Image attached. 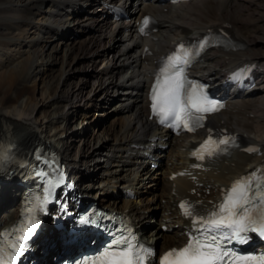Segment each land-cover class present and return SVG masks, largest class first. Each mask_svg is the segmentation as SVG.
Masks as SVG:
<instances>
[{
    "label": "bare ground",
    "instance_id": "bare-ground-1",
    "mask_svg": "<svg viewBox=\"0 0 264 264\" xmlns=\"http://www.w3.org/2000/svg\"><path fill=\"white\" fill-rule=\"evenodd\" d=\"M124 1L127 0H92L93 9L83 12L77 3V0H0V55H8L9 47L15 44L16 46L20 45V43H18V45L17 43H14L13 40H20L16 37H21L25 34V30L31 25L32 19L37 16H41L42 14H48L46 11L43 13L41 9L42 6L50 5L54 9L57 8V12L64 9L68 12L64 18L60 17L58 13L55 15L48 14L53 18L60 17L61 21L57 24V28H54L52 26L53 24H47L41 27L39 30L44 34L43 38L45 37V39L48 40L49 35L54 33L56 35H60L62 40H66V42L63 43L62 48L64 61L66 57L72 54H76L79 59L84 58L86 55H91L94 59L92 64H82L81 68L75 67V70L71 72L77 73L71 76L73 80H75L76 76H79L78 74L84 72L87 76L86 78L89 77L90 79L89 85L85 84L81 79L76 82H71V78H67L68 81L66 82L62 81V84L67 86L68 89L66 92L55 95V97L52 98L53 105L58 106V111L50 116L45 115V118L47 119L46 125L44 124V127L46 128L45 134L38 126L39 117H36L35 115L40 103L29 95L30 89L27 87V82L32 75V70L33 73L37 70L36 66L38 62L37 59L34 60V58H39L38 55L42 53L44 48L47 46H41L40 40H38L32 46H28V48H30L29 50H24L22 52L20 50L17 52L12 51L6 60L1 59L0 136L5 134L7 131H10V137H8L10 142L33 153L43 149V146L56 148L62 160L69 164V158L67 157V153L64 151L68 150L69 152V147L71 145H66L67 142H65V137L63 136L66 132L59 130V126L56 125L61 122L60 120L63 118L69 119L70 121L74 119V116L77 114V109H75V106H71V102L83 101L86 98L84 95L88 93L97 94L99 92H104L107 94L110 90L115 92L118 90H126V92L131 94L135 92V94L133 93L134 95L131 96V98H134L135 96V99H133L134 103L130 107L121 106L122 108H120V111L118 110L119 112H123L122 109L124 111L128 110V112H130L133 116V123L129 124L130 128H128L129 130L125 135L120 134L121 129L118 131L116 130V139L114 140L115 144L113 146L106 145L105 148L113 147L115 149H124L127 144L134 143V139L145 137L139 136V132H141L139 129L143 131L152 130V122L147 119V115L145 116L146 108L143 106L145 100L143 92L146 81L139 80V75L142 74L141 68H144L143 70H145V62L148 61V59L146 60V58L141 57V51L144 45L143 41L145 39L138 38L134 34L135 29L131 21H112L107 14H105L106 11H104V7H102L105 3L123 2L122 4H124ZM151 1L154 4H149L147 8L143 10L142 15L149 13L155 14L160 20L161 27L164 28V31L167 33L166 36H161L159 40H157V45L160 51L169 48L172 40H176L177 38L181 37L187 39L199 33L201 30L219 28L223 25H227L229 33L231 32L234 39H236L239 44H243V47L236 51L227 53L221 52L219 55L214 53L213 55H217V64H219L220 67H227L228 65H233L236 61L241 60L242 57H246L247 59H252L261 65V74L264 78V52H261V47H263L264 42L261 40L262 37L260 35H256V32L261 29V31H264V13L260 10L261 8H264L262 0H201L178 6H160V0ZM16 3H20V8L15 7ZM252 6H255L253 10L250 9ZM62 7H64V9H62ZM163 8H167L166 13H162ZM256 11H258L257 13H259V15L256 19H254L253 15L255 16ZM128 12H130L131 17L134 16L132 11L128 10ZM80 20L82 24L90 25L89 31H86L87 29H85L84 34L80 35V37L76 36L75 33H69L67 35L62 33V29L60 27L62 24L65 23V27H67V23L69 24V22L73 21L78 23ZM121 31H128L131 40L134 39L137 41L136 44L134 43L131 48H128L125 51L121 49L111 50V48H107L110 40L109 38L113 37L114 32L120 33ZM249 31L251 32L250 35L248 34ZM173 36H176V38ZM81 37L83 38L81 39ZM105 37L108 38V40H106ZM24 38L29 37H26L25 35ZM74 40L78 41H76V43H72ZM121 40L117 42L119 43L118 48L121 46ZM32 47H34L35 50L31 51ZM40 48L41 51L39 50ZM53 49L54 52H57L56 48ZM14 51L16 50L14 49ZM101 51L109 53L111 57L109 58V61H107V66L109 67H106L107 69L98 70L96 65L99 62V58L96 57ZM210 55L212 54H209L208 63L212 66L213 59ZM125 67H133L134 69L137 67V70L132 72L130 79L121 84L117 79L121 76V70ZM214 67L216 66L214 65ZM90 68L92 69L90 70ZM66 74L67 72L62 75L59 85ZM44 76L45 74L41 75L42 83L45 82L43 79ZM262 86L263 89L260 90ZM47 88L50 87L47 86ZM263 92L264 81L258 85L256 92L252 94L254 97L255 95L257 96L255 101L245 98L241 102H234V107L232 108L237 109L235 115H229L225 121L221 116L222 114L219 116H213L210 120V122L220 125V127L223 128L229 127L233 124L236 130L240 131V133H247L249 137L251 132L253 134L259 133L258 138L254 139V142L262 146L261 150H263V155H259L258 157L249 155L243 151L235 157L229 159L227 162L219 163L212 170L207 172H195L190 178L179 179L177 180V183L179 184L178 194L181 193V195L189 197L194 201L199 199L205 201L217 194V188H215L216 185H223L235 178L237 174L243 173L248 162H258L261 157H264V136L261 135V133L264 134ZM59 104L62 105L59 106ZM40 109H43V107L39 108V110ZM251 114L253 115L252 117L249 116ZM123 126L124 123L122 122L121 127L123 128ZM54 128L56 129L55 132L51 133ZM75 136L79 137L78 132H73L70 136H68V138H75ZM167 144L170 145V148H173L171 150L176 151L178 154L177 156H180L178 161H183V157L186 152L185 150L178 151V149L182 146L180 145V147H177V144L175 142L171 143V141ZM183 147L187 148L188 145ZM97 152L98 151L93 150L90 147L84 152L83 156L91 159L92 157H95ZM158 157H160L159 153L154 154V158ZM135 158L136 159L129 158L125 160L112 161L109 167H116L115 171H107L108 169H106V171H103L102 176L111 172L110 175L112 176V180L120 182L122 187H124L125 184H128L130 180H135L136 177L142 179L154 178L155 170L151 167L148 160L143 156H136ZM137 159L141 160L139 164L136 162ZM135 165L137 166L132 167ZM118 167L119 170H117ZM177 168L178 167L176 165H173V167L169 169L175 171ZM70 170L74 174V177L78 178V184L81 188H83L84 193L93 197L91 192L94 189V184L91 185L90 183H85L86 177L80 172V170H77L76 166L71 165ZM116 171H119L117 175H115ZM128 171H130V174L127 175L126 173ZM106 181L102 180L100 184H103ZM110 182L111 181H109V183ZM191 190H194L195 194L191 193ZM207 191L210 193L209 196L206 195ZM115 195L116 196L111 198L113 200L109 202L107 201V204L104 201V206L101 204L100 206L118 210L129 208L137 221L140 231L143 233L144 237H149L151 241H155V247H157V243L160 239H163L160 249H165L171 245L183 242L184 238L182 232L187 229L185 227L187 223L179 218L178 212L173 206V202L176 198L172 197V187L169 190V195L167 196L168 204L166 206L167 209H165V212H167L165 220H170V222L173 220V226L176 227L175 230H172L174 232H171L172 234L170 235H163L156 229L149 231L147 226L145 228L143 218L146 215L144 214V211L146 209L150 210L155 208L157 205L156 202L153 204L151 202L148 205V208H142L139 207V203L142 202L141 199L139 203H137L138 200L134 201V204L133 202L131 204L129 200L124 199L122 204L119 206L118 204L121 202L120 192L117 191ZM0 197V199L6 201L5 203L9 204V202L16 200L17 192L15 191L14 195L13 192L11 194H2ZM139 197L140 196L136 198ZM5 203L0 205V209L2 208L1 206H7ZM16 216V209L9 210L7 212V218L5 217L6 219L4 220V224H8ZM53 244L56 246V243L53 242Z\"/></svg>",
    "mask_w": 264,
    "mask_h": 264
},
{
    "label": "snow or ice",
    "instance_id": "snow-or-ice-1",
    "mask_svg": "<svg viewBox=\"0 0 264 264\" xmlns=\"http://www.w3.org/2000/svg\"><path fill=\"white\" fill-rule=\"evenodd\" d=\"M148 23L149 20L145 19L144 27ZM209 43V40H203L195 51L181 44L163 62L151 96L153 115L159 118L161 124L177 131H194L196 126H203L201 122L205 114L216 112L223 106L209 96L207 86L189 80L186 72L193 58ZM232 143L231 137L213 139L209 136L193 155L203 161L206 157L227 151ZM247 150L254 151L251 148ZM4 158L0 154V160ZM35 175L46 185L43 198L38 199L37 204L39 210L44 212L48 203L53 201L56 189L64 184V179L58 169L51 178L47 171H37ZM180 208L186 217L191 218L193 225L199 227L194 228L185 247L165 253L160 264H264V255L238 256L223 243L234 241L246 244L250 239L249 233L264 239V175L253 173L235 181L223 202L207 215H197L187 203H182ZM28 211L34 212L35 209ZM38 223L33 216L22 230L23 235L17 238L18 243L9 244L6 248L0 246V264H17V258L25 248L23 241L31 237ZM79 224L100 226L86 215L79 219ZM151 255V251L139 245L128 230L127 235L121 234L115 238L114 243L99 256L81 264H147V258Z\"/></svg>",
    "mask_w": 264,
    "mask_h": 264
},
{
    "label": "rangeland",
    "instance_id": "rangeland-1",
    "mask_svg": "<svg viewBox=\"0 0 264 264\" xmlns=\"http://www.w3.org/2000/svg\"><path fill=\"white\" fill-rule=\"evenodd\" d=\"M80 1H86V0H80ZM97 1H100V0H97ZM135 1H137V0H135ZM262 3H264V0H262ZM83 5L82 4L79 5L80 7H82V10H86V9L88 10V9H91L90 6H92V2L86 1V3H83ZM147 6H146V8H147ZM15 7L20 8V3L19 4L16 3ZM254 7L255 6H252L250 9L253 10ZM56 9H54L50 5H46V6H42L41 10L43 11V13L46 11L48 14H53V15L58 13L59 16L63 17V18L66 16V13L68 12L67 10L64 9V7H62V9L65 10V13H64V15H61V13H63L64 10H59L57 12ZM92 9H93V6H92ZM260 10H262V12L264 13V8H261ZM257 12L258 11H256L255 16L253 15L254 19H256L259 15V13H257ZM48 14H42L41 16H37L34 19H32L31 25L28 28H26V30H25V34L21 37H18V36L16 37L17 39L19 38L20 40L19 41L13 40L14 43H17V45H18V43H20V45L16 46V44H15V45L9 47L8 55H5V56L0 55V60L1 59L6 60L9 57V55L12 53V51L17 52L20 50L22 52L24 50H29L30 48H28V46H30V45L32 46L38 40H40L41 46H45V45L47 46L44 48L43 52L38 55L39 58H34V60L37 59V62H38L37 66H36L37 70H35L34 73L32 70V75L27 82V87H29V89H30L29 95L31 97L35 98L37 100V102L40 103V106L38 107V110L36 111L35 115H36V117H39L38 126L44 134L46 133V128L44 126L46 125V122H47L45 115L50 116V115H53L56 111H58V106L53 105L52 98L55 97V95H59L60 93L66 92V90L68 89L67 86H64L62 84V81H64V82L68 81L67 78L68 79L71 78V80H70L71 82L72 81L76 82V81H79L81 79L85 84L89 85L90 79H89V77L86 78L87 76L84 72H82L81 74H78L79 76H76L75 80H73L71 76L73 74H77V73H74V72L71 73V72L73 70H75V67L81 68L82 64H84V65L92 64L93 63L92 61L94 60L91 55H86L84 58L79 59L76 56V54H72V55L66 57L65 61H64V57H63L64 54L62 52L63 51L62 48H63V43H65L66 40H62L61 37H59L60 35L58 36L54 33L53 34L51 33L49 35V39L47 40V39H45V37L43 38L44 34L42 32H40V30H39L41 27H43L47 24H53L55 26L61 21L60 17H54L53 18V17L49 16ZM75 22L76 21L69 22V24H71L69 26L70 31L66 30L68 25H69L68 23H67V27H65V25H66L65 23L62 24V26H60L62 29V33L64 35H67L69 33H73V34L75 33L76 36L80 37V35L84 34L85 29H87L86 31L90 30L89 24H87V25L83 24L82 26H79V24H78L79 22H78L77 23L78 26L77 25H76L77 27L75 26L76 27V31H75L74 30L75 28H73V24H72V23L76 24ZM77 28L79 30L78 32H77ZM161 29H164V28H161ZM263 29H264V27H263ZM261 30L257 31L256 35H260L262 37L261 40H263V42H264V31H261ZM248 34L250 35L251 32L249 31ZM25 35H26V37H29V38H24ZM121 35H122V33L121 34L117 33L116 35L114 33L113 37L109 38L110 40H109V44L107 45V48H111V50H113V49H119L120 50L121 49V50L125 51L128 48H131L134 45V43L136 44L137 41L134 39L131 40L129 33H128V36H129V40H130L131 44L129 41H126L127 40L126 38L122 39ZM163 35L166 36L165 32L163 33ZM123 36H125V35H123ZM173 37L176 38V36H173ZM82 38L83 37H81V39ZM105 39L108 40V38H106V37H105ZM105 39H103V40H105ZM43 40L44 41L46 40V41L44 42ZM119 40H121V42H120L121 46L118 48L119 43H117V42ZM76 41H78V40H74L72 43H76ZM145 42H147V39H145L143 41L144 44H145ZM139 43H140V40H139ZM129 44H130V46H128ZM13 48L16 51H14ZM53 48H56L57 52L56 51L54 52ZM33 50H35L34 47L31 48V51H33ZM39 50L41 51V48ZM261 52H264V44H263V47H261ZM1 56H3V57H1ZM110 57H111V55H109V53H106L105 51H101L100 54H98V56L96 57V58H99V62L97 63L96 68L98 70H103L106 67L108 68L109 66H107V61H109ZM144 58H146V57H144ZM147 59L148 58H146V60ZM52 61H53V63H52ZM103 67H105V68H103ZM91 69L92 68H90V70ZM143 69L144 68H141V72L144 71ZM66 72H67V74L64 76L63 80H61V84L59 85V82H60L62 75ZM132 72H131V75H130L129 69H127L125 72H123L121 74V76L119 77V82L125 83L126 82L125 80L128 78V76L129 75H130V77L132 76ZM91 73H93V72H91ZM42 74H45V76L43 78L45 81L44 83H42V81H41V75ZM130 77L128 79H130ZM141 77H142V74L139 75V80L141 79ZM47 86H49L50 88H47ZM112 91L113 90H110L107 94H105L104 92H99L97 94H94V93L86 94L85 93L86 95H84V96L86 98L83 101L71 102V106H75V109H77V114L74 116V119L72 121H70L69 119L63 118L60 120L61 122H59L56 125V126H59V130H63L66 132V134L63 135L65 137V138L63 137L65 139V142H67L66 145L67 146L71 145L69 147L70 148L69 152H68V150H66V151L63 150L64 152L67 153V157L69 158L68 166L69 167L71 165L76 166L77 170H80V172L82 174H84V176L86 177L85 183H90L91 185L94 184V189L92 190L91 193L94 197L97 198V203H99V205L101 204L102 206H104L105 202L107 204L109 201L113 200L111 198L116 196L115 194L117 193V191L120 192V197L122 194L121 193L122 186L120 185V182H119V185L117 183L114 184L113 181H116V180H112V176L110 175L111 172H108L102 176L103 171H106V169H108L107 171H109V170L115 171V169H116V167H111V168L109 167L112 160H113V159H110L111 155L113 156L115 154L112 152V149H115V148H113V147L105 148V147H106V145L113 146L115 144V141H114L116 139L115 138V134H116L115 132H117L119 129H121L120 134L125 135L128 132L127 125L130 124V121H131V124L133 123V116L131 115L130 112H128V110H127V112L124 111L123 109H122L123 112H119V111H120V108L125 107L127 104L132 105L134 103L133 99H135V96H134V98H131V96H133L135 94V92H133L134 94L133 93L131 94L129 92H126V90H118L117 92H115V91L112 92ZM130 91H132V90H130ZM263 96H264V94H263ZM256 97L257 96L255 95V97L253 96V98H249V99L255 101ZM61 105L62 104H59V106H61ZM42 107H43V109L39 110V108H42ZM221 116L224 117V115H221ZM227 118H228V116H226L224 118V121ZM253 120H256V119H253ZM122 122L124 123L123 128L121 127ZM55 130H56L55 128L52 129L51 133L55 132ZM73 132H78L79 137L75 136V138H73V137L68 138V136H70ZM258 134H253V135H255L258 138ZM261 135L264 136V134H262V133H261ZM250 137H251V135H250ZM90 147L93 150L98 151L97 154L95 155V157H92L93 159L92 158L88 159L87 157L83 156L84 152L87 149H89ZM171 149H173V148H170L171 156L173 154L175 156H177L178 154L176 153V151H173ZM170 154H167V156H169ZM124 157L125 156L122 154L117 159H114V160L118 161V160L129 159V158H124ZM158 158L161 159V157H158ZM158 158H156V159H158ZM166 160H167L166 162L171 161V165L165 167L164 166V164L166 163L165 162V163H160L158 167L154 168L155 177L148 179V181L144 184L145 190L140 192V194L138 195L140 197L137 199L138 200L137 203H139V201L141 199V201H142L141 203L143 204V206L148 208V205L151 202H152V204L154 202H156L157 205L155 208L150 209V210L146 209L147 211H150L151 215L148 214V216H145L143 218V222L145 225L148 224L147 229L149 231L156 229L159 232H161L163 235H170L174 232V231H172L173 229L170 231L172 233L164 234L166 232L163 233L160 230V228H159L160 225L158 223V221L165 220V217H167V212H165L166 211L165 209H167L166 206L168 204V197L167 196L169 195V190L172 187V182H170L169 177H170L171 172H175L169 168H172L173 165L177 166V164L174 163L172 160H170V159H166ZM136 162H137V164H139V162H141V160H137ZM112 166H114V165H112ZM136 166L137 165L132 166V167H136ZM117 170H119V167ZM130 171H128L126 174L127 175L130 174ZM115 173H113V174L117 175L119 173V171H116ZM162 175H167V178H168L167 181L164 180L165 178ZM102 180H104V181L109 180L111 182L109 183V181H106L103 184H100ZM143 180H146V179L139 178V183L141 184L143 182ZM149 181H151V182L149 183ZM152 182L154 183V185L151 184ZM148 185H149V187L147 189ZM115 186H117L118 188ZM113 188H117V189H113ZM123 195H124V193H123ZM138 196H136V197H138ZM161 199H164L167 201L165 205H161V203H160ZM123 200L124 199L121 200V204H122ZM134 203L135 202L133 201V204ZM121 204H119V206ZM160 213H161V216H160ZM0 216H1V213H0ZM0 219H1V217H0ZM173 223H174L173 220H171V222L169 220V222L167 224L168 226L165 223H163V224L166 225L168 227V229H171L173 226ZM162 241H163V239L159 240V242L157 243V247L161 248ZM154 244L156 245L155 241H154Z\"/></svg>",
    "mask_w": 264,
    "mask_h": 264
}]
</instances>
